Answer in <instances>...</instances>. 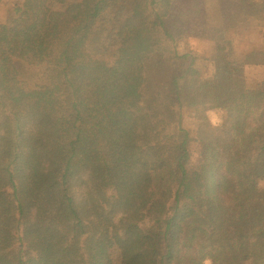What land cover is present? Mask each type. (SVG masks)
I'll return each mask as SVG.
<instances>
[{"label":"trees","instance_id":"obj_1","mask_svg":"<svg viewBox=\"0 0 264 264\" xmlns=\"http://www.w3.org/2000/svg\"><path fill=\"white\" fill-rule=\"evenodd\" d=\"M206 258L264 264V0H0V264Z\"/></svg>","mask_w":264,"mask_h":264},{"label":"rangeland","instance_id":"obj_2","mask_svg":"<svg viewBox=\"0 0 264 264\" xmlns=\"http://www.w3.org/2000/svg\"><path fill=\"white\" fill-rule=\"evenodd\" d=\"M53 56L51 43H46L40 53V61L45 64L48 63ZM204 64V63H203ZM202 71L208 72L209 69L205 65ZM218 124V116L212 112H203L198 117L192 118L185 114V126L192 132L196 133L198 137L208 138L210 131Z\"/></svg>","mask_w":264,"mask_h":264},{"label":"clouds","instance_id":"obj_3","mask_svg":"<svg viewBox=\"0 0 264 264\" xmlns=\"http://www.w3.org/2000/svg\"><path fill=\"white\" fill-rule=\"evenodd\" d=\"M203 264H212V261L210 258H206L203 262Z\"/></svg>","mask_w":264,"mask_h":264}]
</instances>
